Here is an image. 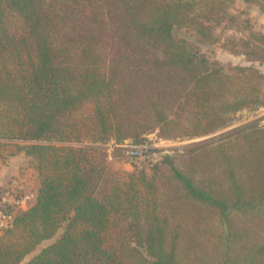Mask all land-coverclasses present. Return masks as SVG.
<instances>
[{"label": "trees", "instance_id": "1", "mask_svg": "<svg viewBox=\"0 0 264 264\" xmlns=\"http://www.w3.org/2000/svg\"><path fill=\"white\" fill-rule=\"evenodd\" d=\"M227 2L0 0V158L25 154L38 182L0 230V264H22L61 228L24 264H264L259 119L186 145L184 166L166 154L167 172H122L108 157L264 106L263 71L227 72L174 33L214 38L237 18ZM253 38L264 32L241 41Z\"/></svg>", "mask_w": 264, "mask_h": 264}, {"label": "rangeland", "instance_id": "2", "mask_svg": "<svg viewBox=\"0 0 264 264\" xmlns=\"http://www.w3.org/2000/svg\"><path fill=\"white\" fill-rule=\"evenodd\" d=\"M227 10L229 14L237 18L232 21L228 17L223 18L214 28V38L206 39L184 27L175 28L174 33L193 50L205 55L216 65L222 66L227 72L234 73L235 67L239 65H253L264 72V58H262L264 52L256 46V44L264 45V41L253 38L250 45H244V42L241 41L242 38L245 40L250 38L252 30L264 32V12L261 10L260 4L256 0H228ZM253 49L256 52H252ZM253 119H259L260 123L264 124V106L256 110L245 109L232 113V123L228 127L209 135L166 139L160 137L158 131L155 130L150 132L146 139L161 150L157 162L158 168L163 172H167L169 166L164 159L166 154H169L178 166H184L189 157L186 145L219 136L221 133ZM124 144H119L117 147H108V157L112 166L122 172L138 170L139 168L127 156ZM146 170L149 169L146 168ZM198 170L200 171V169ZM196 175L197 177L200 176L198 172H196ZM37 184L35 171L30 165L29 157L25 154L0 160V193L9 189L20 194L35 193ZM34 199L30 200V203ZM62 231L61 228L52 239L43 241L34 252L25 258L22 264L38 253L43 246L56 240Z\"/></svg>", "mask_w": 264, "mask_h": 264}, {"label": "built area", "instance_id": "3", "mask_svg": "<svg viewBox=\"0 0 264 264\" xmlns=\"http://www.w3.org/2000/svg\"><path fill=\"white\" fill-rule=\"evenodd\" d=\"M127 156L133 164L139 168H150L154 166L161 154L159 147L152 143L145 142L135 144L131 140L125 142ZM36 197V193L20 194L15 190H6L0 193V230L12 225L15 212L24 209L30 203V200Z\"/></svg>", "mask_w": 264, "mask_h": 264}, {"label": "crops", "instance_id": "4", "mask_svg": "<svg viewBox=\"0 0 264 264\" xmlns=\"http://www.w3.org/2000/svg\"><path fill=\"white\" fill-rule=\"evenodd\" d=\"M23 154V153H22ZM13 157V156H12ZM0 160H5V159H2V158H0ZM27 207H28V205H27Z\"/></svg>", "mask_w": 264, "mask_h": 264}]
</instances>
